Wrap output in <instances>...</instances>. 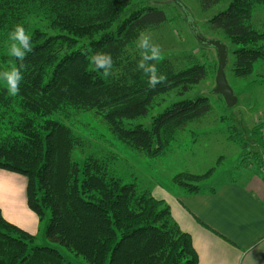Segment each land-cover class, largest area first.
<instances>
[{
  "label": "trees",
  "instance_id": "1",
  "mask_svg": "<svg viewBox=\"0 0 264 264\" xmlns=\"http://www.w3.org/2000/svg\"><path fill=\"white\" fill-rule=\"evenodd\" d=\"M141 1L0 0V70L17 63L7 53L13 26L23 24L32 36L20 93L10 96L0 83V168L26 178L27 206L39 218L49 210L46 237L86 264H197L191 236L174 221L168 203L135 181H123L111 169L108 154L84 153L83 136L74 130L75 115H80L79 128L89 125L82 119L90 115L117 141L158 157L188 123L211 110L208 99L199 95L164 107L149 127L134 122L162 94L183 95L208 75L197 59L175 68L162 56L158 67L167 81L155 89L146 86L135 67L139 53L130 55L128 47L141 31L159 27L167 16L158 6L136 4ZM198 3L203 11L219 5L207 24L235 44V75L249 74L254 61L264 58V31L249 22L253 7L264 0ZM98 51L113 57L108 76L91 63ZM262 130V124L248 130L252 149L243 160L251 157L249 164L264 174ZM237 131H229L228 139L241 134ZM214 168L176 174L180 193L204 191L199 183ZM34 239L0 210V264H85L66 259L56 248L31 245Z\"/></svg>",
  "mask_w": 264,
  "mask_h": 264
},
{
  "label": "rangeland",
  "instance_id": "2",
  "mask_svg": "<svg viewBox=\"0 0 264 264\" xmlns=\"http://www.w3.org/2000/svg\"><path fill=\"white\" fill-rule=\"evenodd\" d=\"M136 4H150L165 11L167 21L164 24L143 31L150 34L153 41L161 46L163 56L168 57L175 68L187 66L191 60L197 59L206 67L208 75L183 95H175L174 92L162 94L148 114L134 122L149 127L152 116L164 107L176 100L199 95L208 99L211 110L198 120L188 123L168 145L165 153L158 157L145 156L117 141L110 136L104 125L90 115H85L82 119L83 123L88 122L89 125L84 124L85 126L79 128L81 124L76 126V123L80 115H75L74 130L76 134L83 136L84 153L108 154L111 169L123 181H135L140 189L148 190L154 197L166 202L179 191L174 178L183 171L201 174L215 167L213 172L199 183L202 190H209L231 180L243 182L251 187L254 184L252 181L264 182V174L249 164L251 157H245L243 160L244 152L252 149L248 143L252 141L248 130L256 124H262L264 133V58L254 62L249 74L235 75L232 53L235 44L220 31L209 28L207 24V19L220 10L219 5L203 11L198 0H143ZM136 4L130 5L128 9ZM249 22L254 28L264 31V5L253 8ZM193 28L205 38L221 39L220 41L226 44L228 51L225 75L237 96L234 105L228 106L223 96L215 91L218 68L216 51L212 46L201 44ZM136 43L137 39L128 47L130 55L139 53ZM2 52H5V49ZM234 127L241 134L229 140L227 135ZM34 218L35 228L29 231L35 235L31 245L56 248L66 259L76 262L79 260L86 264L82 257L75 256L66 246L46 237L45 227L49 210L44 211L42 218L35 213ZM28 223H31V219Z\"/></svg>",
  "mask_w": 264,
  "mask_h": 264
},
{
  "label": "crops",
  "instance_id": "3",
  "mask_svg": "<svg viewBox=\"0 0 264 264\" xmlns=\"http://www.w3.org/2000/svg\"><path fill=\"white\" fill-rule=\"evenodd\" d=\"M252 183L251 187L231 180L201 193L177 191L171 196L167 203L172 218L190 234L197 264H264V182ZM0 210L8 221L28 232L34 230L35 213L27 206L25 177L1 168Z\"/></svg>",
  "mask_w": 264,
  "mask_h": 264
},
{
  "label": "clouds",
  "instance_id": "4",
  "mask_svg": "<svg viewBox=\"0 0 264 264\" xmlns=\"http://www.w3.org/2000/svg\"><path fill=\"white\" fill-rule=\"evenodd\" d=\"M136 47L139 50V58L136 62V70L141 72L146 80V86L155 89L158 85L167 81V75L158 67L163 53L161 46L155 43L150 34L141 31L137 36ZM32 51V36L23 24H16L8 33L7 53L17 61L6 70H0V83H2L8 95L16 96L21 91L24 80L23 61ZM91 63L95 70L102 71L105 76L112 73L114 60L110 53L98 51L91 56Z\"/></svg>",
  "mask_w": 264,
  "mask_h": 264
},
{
  "label": "water",
  "instance_id": "5",
  "mask_svg": "<svg viewBox=\"0 0 264 264\" xmlns=\"http://www.w3.org/2000/svg\"><path fill=\"white\" fill-rule=\"evenodd\" d=\"M197 39L205 44L212 46L217 54L218 68L215 77V91L223 96L228 106H232L237 102V96L235 95L232 87L227 81L225 75V66L227 63V46L225 43L216 38H205L193 28Z\"/></svg>",
  "mask_w": 264,
  "mask_h": 264
}]
</instances>
